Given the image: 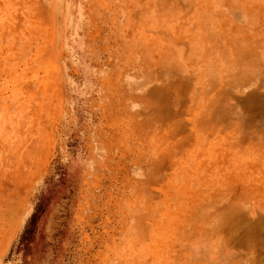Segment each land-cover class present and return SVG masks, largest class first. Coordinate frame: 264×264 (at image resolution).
I'll use <instances>...</instances> for the list:
<instances>
[{
  "label": "rangeland",
  "instance_id": "rangeland-1",
  "mask_svg": "<svg viewBox=\"0 0 264 264\" xmlns=\"http://www.w3.org/2000/svg\"><path fill=\"white\" fill-rule=\"evenodd\" d=\"M0 264H264V0H0Z\"/></svg>",
  "mask_w": 264,
  "mask_h": 264
}]
</instances>
